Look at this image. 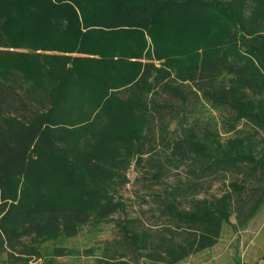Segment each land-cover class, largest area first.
Returning a JSON list of instances; mask_svg holds the SVG:
<instances>
[{"label": "trees", "instance_id": "trees-1", "mask_svg": "<svg viewBox=\"0 0 264 264\" xmlns=\"http://www.w3.org/2000/svg\"><path fill=\"white\" fill-rule=\"evenodd\" d=\"M132 167L149 209L95 264H182L259 213L264 0H0V264L80 255Z\"/></svg>", "mask_w": 264, "mask_h": 264}, {"label": "rangeland", "instance_id": "rangeland-1", "mask_svg": "<svg viewBox=\"0 0 264 264\" xmlns=\"http://www.w3.org/2000/svg\"><path fill=\"white\" fill-rule=\"evenodd\" d=\"M218 48L219 46L206 50L212 51ZM154 63L160 66L158 61ZM137 177V170L134 167L130 168L128 171L130 183L118 195L127 204L126 212L117 213L111 217L109 222L96 227H84L76 238L66 242L67 246L81 251V254L75 257L60 258L58 264H95V258L85 256L84 251L92 247H101L105 241L119 239L121 234L118 221L135 219L142 215V211L149 209V205L142 204L143 195L136 183ZM24 178L25 176L21 175L13 182L18 186V197L21 196L22 188L26 184ZM221 187L217 184L213 193L218 195ZM231 221L235 223L234 218ZM96 255H100V250ZM238 262L240 264H264V206L245 228L236 231L229 226L225 227L215 247L190 257L182 264H237Z\"/></svg>", "mask_w": 264, "mask_h": 264}]
</instances>
